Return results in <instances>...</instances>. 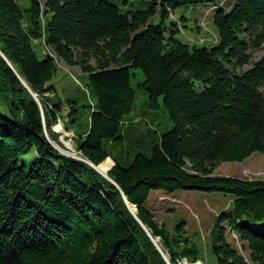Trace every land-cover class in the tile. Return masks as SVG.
I'll use <instances>...</instances> for the list:
<instances>
[{"label": "trees", "instance_id": "obj_1", "mask_svg": "<svg viewBox=\"0 0 264 264\" xmlns=\"http://www.w3.org/2000/svg\"><path fill=\"white\" fill-rule=\"evenodd\" d=\"M29 1L25 14L16 0H0V264L203 260L184 219L172 229L156 220L147 205L154 190L231 193L211 228L210 251L217 264H264V180L214 175L224 162L264 153V55L238 71L264 47V0H235L229 9L219 0H138L147 7L135 10L120 4L128 0ZM200 4H214L218 42L191 48L176 36L181 22L171 13ZM36 40L50 50L42 60ZM58 60L79 66L97 98L84 124L77 108L68 109L65 127L82 159L52 144L61 145L53 126L63 109L49 84ZM131 69L145 76L139 86L149 107L163 102L173 122L146 146L129 135L144 137L136 123L124 122L137 100ZM130 142L140 150L131 153ZM32 150L33 166H20ZM108 159L109 179L90 164Z\"/></svg>", "mask_w": 264, "mask_h": 264}, {"label": "rangeland", "instance_id": "obj_2", "mask_svg": "<svg viewBox=\"0 0 264 264\" xmlns=\"http://www.w3.org/2000/svg\"><path fill=\"white\" fill-rule=\"evenodd\" d=\"M24 13L27 14L29 8V0H16ZM42 5L47 0H40ZM118 3L119 0H111ZM128 3H120L125 8L138 9L145 8L146 5L140 4L138 0H131ZM231 0H219V6L223 5L226 9L232 7ZM214 4L200 5H185L177 8L174 13H171V18L175 21H180L179 30L176 34L178 38L187 43L191 48L198 47H212L218 42V32L213 23ZM51 13L47 15V19L51 17ZM185 18V19H184ZM160 14H156L153 22L160 23ZM34 49L37 52L39 59H44L50 50L38 40L33 43ZM264 55V47L253 51V58L251 62L245 66L238 67L239 72H244L251 68L252 65L260 60ZM92 63H95L92 60ZM132 86L136 90L137 100L133 111L124 118V122L136 123L135 126L144 133V137L140 134L131 132L130 136H136L135 141L141 142V145L146 146L148 140H159L163 134L173 127V122L170 119L169 112L165 105L154 110L149 107L147 92L139 85L144 81L145 76L140 69H131ZM50 85L55 86L56 91L53 100L60 102L62 106L61 119L53 126V130L58 133L59 143H54L63 150L68 156L73 158H82L77 151L74 138V131L67 129L65 122H67V114L70 106L77 108L75 113L81 124H84L86 113H90V106H94L97 98L91 89L88 88V76L79 66H71L58 60V68L55 76L49 82ZM139 121V122H138ZM138 122V123H137ZM61 131L57 129L60 128ZM72 128H77L72 126ZM149 128H154L155 132L150 134ZM129 136V137H130ZM151 138V139H150ZM136 149L134 150V148ZM128 150L133 153L139 149L138 143L130 142L127 145ZM65 149V150H64ZM68 150V151H67ZM118 156H121L120 151H115ZM36 152L34 150L22 155L20 157L19 165L31 168L35 162ZM112 159V158H111ZM111 159L104 163H110L109 172L112 169L113 163ZM102 163V164H104ZM100 166V165H99ZM108 172V174H109ZM102 174V173H101ZM102 174L109 179V175ZM216 176H231L242 179H261L264 180V153L255 152L243 162H224L214 172ZM233 195L231 193L223 192H208L204 190H177L175 193H167L161 190H154L147 203L148 207L154 213L156 220L172 229L174 224L179 219H184L186 223L185 231L189 236L191 242L198 244L202 251V258L196 263L200 264H217L215 256L210 251V231L214 224L215 217L221 210L231 205ZM129 204V203H128ZM130 205V204H129ZM128 205V206H129ZM135 207V206H133ZM130 211L135 215L132 206H129ZM137 209V207H135ZM137 211V210H136ZM228 238L235 245L241 247V242L234 233L229 234ZM157 247L162 251L158 239H154ZM246 256L249 254L243 252ZM166 256V259L169 258ZM189 263L183 260L180 264ZM192 263V264H196ZM190 264V263H189Z\"/></svg>", "mask_w": 264, "mask_h": 264}, {"label": "bare ground", "instance_id": "obj_3", "mask_svg": "<svg viewBox=\"0 0 264 264\" xmlns=\"http://www.w3.org/2000/svg\"><path fill=\"white\" fill-rule=\"evenodd\" d=\"M58 129H59V131H61V126H60V128L59 127H57ZM59 141V140H58ZM65 150V149H64ZM68 151V150H67ZM76 158V157H75ZM77 159H82V158H77ZM110 163H104V164H101L100 166H98V170L102 173V174H108V172H109V167H110ZM132 210H133V212L134 213H136V209H135V207H133L132 206ZM185 264H189V263H187V262H185ZM196 264H200V263H196Z\"/></svg>", "mask_w": 264, "mask_h": 264}, {"label": "water", "instance_id": "obj_4", "mask_svg": "<svg viewBox=\"0 0 264 264\" xmlns=\"http://www.w3.org/2000/svg\"><path fill=\"white\" fill-rule=\"evenodd\" d=\"M23 82L27 85V83L25 82V80H23ZM28 86V85H27ZM29 87V86H28ZM30 89V88H29ZM31 90V89H30ZM33 95H34V97L39 101V99H38V97H37V95L36 94H34L33 93ZM52 144L54 145V143L52 142ZM55 146V148L58 150V151H60L62 154H64V155H66V153H63L64 151L63 150H61V148H59L58 146H56V145H54ZM63 151V152H62ZM68 156V155H67ZM70 157H72V156H70ZM90 163V162H89ZM93 167H95L96 169H97V171L99 172V173H101L99 170H98V166H95V165H93L92 163H90ZM129 205V204H128ZM130 206V205H129ZM137 210V209H136ZM135 215H136V213H135ZM153 241L155 242V240H154V238H153ZM166 257V256H165ZM168 260V259H167Z\"/></svg>", "mask_w": 264, "mask_h": 264}, {"label": "crops", "instance_id": "obj_5", "mask_svg": "<svg viewBox=\"0 0 264 264\" xmlns=\"http://www.w3.org/2000/svg\"><path fill=\"white\" fill-rule=\"evenodd\" d=\"M66 125V124H65Z\"/></svg>", "mask_w": 264, "mask_h": 264}]
</instances>
